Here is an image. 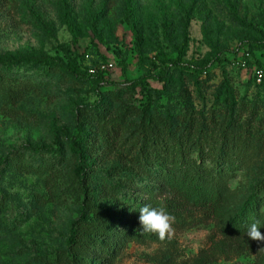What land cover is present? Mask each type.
Here are the masks:
<instances>
[{
    "label": "rangeland",
    "instance_id": "obj_1",
    "mask_svg": "<svg viewBox=\"0 0 264 264\" xmlns=\"http://www.w3.org/2000/svg\"><path fill=\"white\" fill-rule=\"evenodd\" d=\"M132 1L134 24L125 17L128 0H0V53L23 55L13 67L0 64V158L11 155L0 171V195L8 200H0V264H264V243L226 230L264 177V79H256L257 67L264 69V0ZM217 53L226 58L198 77L172 61L201 64ZM44 54L83 72H50L27 58ZM108 60L114 66L104 75L116 83H100L87 70ZM165 69L167 83L150 79L161 88L154 111L162 134L166 108L184 124L188 104L214 135L231 121L237 139L256 148L248 163L207 161L221 182H214L223 196L219 215L169 207V182L135 161L141 91L121 82ZM106 97L111 107L100 118ZM78 124L85 131L86 195L74 179L70 147ZM32 145L60 148V156ZM85 199L87 213L110 219L113 232L73 258L66 242ZM145 205L174 218L172 239L140 231Z\"/></svg>",
    "mask_w": 264,
    "mask_h": 264
},
{
    "label": "trees",
    "instance_id": "obj_2",
    "mask_svg": "<svg viewBox=\"0 0 264 264\" xmlns=\"http://www.w3.org/2000/svg\"><path fill=\"white\" fill-rule=\"evenodd\" d=\"M125 17L131 24L136 21L132 0H128L125 8ZM73 32L76 39L78 34L74 29ZM250 50L246 49L247 52L245 51V55L242 57L245 62L248 60ZM27 58L37 63L38 69L45 68L51 72L55 67L59 66L61 69L75 75L83 72L75 62H67L52 55H30ZM225 58L217 53L213 59L201 64L187 63L179 59H173L172 61L174 64L183 63L184 66L191 68L193 74L198 77L203 71L209 72L213 64L221 63ZM22 59L23 55L16 51H13L12 54L0 53V64L13 67L16 63L21 62ZM91 67L88 66V72L94 74L100 83L110 84L117 82L105 77L104 73L107 69L96 68L92 71L90 70ZM151 78L167 83L169 73L166 69L159 73L145 72L138 77H127L126 81L121 82L126 88L139 87L141 91V106L134 109L140 119L137 126L139 134L135 142L134 152L136 163L145 170L160 176L165 181V184L169 182L170 193L164 197L165 204L169 207L174 209L194 207L200 209L208 216L221 214L223 196H221V192L214 184V182H221L214 181L211 169L206 166L207 161L238 160L248 163L256 155V148L249 141L244 144L237 139L238 136L233 132L231 121L222 128L220 134L214 135L208 131L206 117L204 118L200 114L201 117H198L197 120L194 117L193 107L188 104L187 109L183 113L184 124L180 123V117L174 112L172 107L166 108L163 115L166 129L164 131L165 135L162 134L154 111V102L160 94L161 88L152 85L150 83ZM103 100L104 102L98 110L100 118H106L107 111L111 107V101L107 97ZM84 136L85 131L78 124V132L72 137L70 147L75 155L74 179L79 180L86 195L88 188L84 177L88 163L84 159L85 151L81 144ZM32 148L34 151H40L41 154L44 151H49L52 153L51 155L60 156L58 154L60 153V148L50 150L41 145H32ZM10 156L7 153L0 158V171ZM3 197L5 196L0 195V200L7 202L8 200L6 201ZM86 200L82 204L81 216L72 222L66 242L67 250H69L73 258L77 255H85L93 238L97 237L103 243H107L113 232L110 219L102 221L99 219L100 215L99 217H92L87 213L88 202ZM262 200H264V177L256 184L243 204L230 216L226 230L231 234L248 237L244 234L248 232L250 224L259 222L260 231L264 233V213L258 212V207ZM102 214H107V211Z\"/></svg>",
    "mask_w": 264,
    "mask_h": 264
},
{
    "label": "clouds",
    "instance_id": "obj_3",
    "mask_svg": "<svg viewBox=\"0 0 264 264\" xmlns=\"http://www.w3.org/2000/svg\"><path fill=\"white\" fill-rule=\"evenodd\" d=\"M139 229L145 234H154L160 241L173 238L174 218L163 207L145 205L139 209ZM247 236L251 240L264 243V233L260 231L259 222L250 224Z\"/></svg>",
    "mask_w": 264,
    "mask_h": 264
},
{
    "label": "built area",
    "instance_id": "obj_4",
    "mask_svg": "<svg viewBox=\"0 0 264 264\" xmlns=\"http://www.w3.org/2000/svg\"><path fill=\"white\" fill-rule=\"evenodd\" d=\"M243 63L245 64L246 62L243 60ZM114 66V62L111 61V60H108V61H104V62H100L96 67H91L90 70H95L96 68L97 69H109L110 67H113ZM263 75H264V69L262 67H257V70H256V79L258 81H262V78H263Z\"/></svg>",
    "mask_w": 264,
    "mask_h": 264
}]
</instances>
